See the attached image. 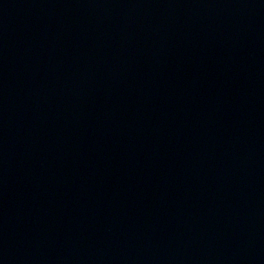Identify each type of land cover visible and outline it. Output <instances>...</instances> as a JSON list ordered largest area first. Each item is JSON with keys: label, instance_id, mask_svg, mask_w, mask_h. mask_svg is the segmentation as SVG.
Returning a JSON list of instances; mask_svg holds the SVG:
<instances>
[{"label": "water", "instance_id": "95a60500", "mask_svg": "<svg viewBox=\"0 0 264 264\" xmlns=\"http://www.w3.org/2000/svg\"><path fill=\"white\" fill-rule=\"evenodd\" d=\"M0 264H264V0H0Z\"/></svg>", "mask_w": 264, "mask_h": 264}]
</instances>
